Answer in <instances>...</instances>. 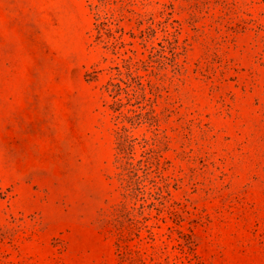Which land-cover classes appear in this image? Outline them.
<instances>
[{
    "label": "rangeland",
    "instance_id": "obj_1",
    "mask_svg": "<svg viewBox=\"0 0 264 264\" xmlns=\"http://www.w3.org/2000/svg\"><path fill=\"white\" fill-rule=\"evenodd\" d=\"M0 264H264V0H0Z\"/></svg>",
    "mask_w": 264,
    "mask_h": 264
}]
</instances>
